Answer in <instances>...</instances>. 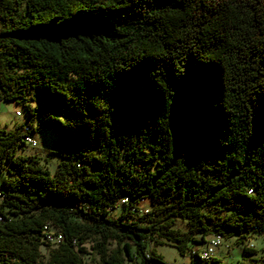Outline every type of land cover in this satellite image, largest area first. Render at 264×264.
I'll return each instance as SVG.
<instances>
[{"label":"trees","instance_id":"16d2710c","mask_svg":"<svg viewBox=\"0 0 264 264\" xmlns=\"http://www.w3.org/2000/svg\"><path fill=\"white\" fill-rule=\"evenodd\" d=\"M0 100L26 112L0 126V264H169L164 244L224 264L198 255L216 235L254 253L264 0H0ZM24 127L57 135L53 174L16 153Z\"/></svg>","mask_w":264,"mask_h":264},{"label":"rangeland","instance_id":"374dc122","mask_svg":"<svg viewBox=\"0 0 264 264\" xmlns=\"http://www.w3.org/2000/svg\"><path fill=\"white\" fill-rule=\"evenodd\" d=\"M29 105H36L35 101H29ZM19 111L20 116L15 117V112ZM26 120V112L24 105L21 101H1L0 100V126L7 130L14 128L15 124H20ZM32 126L36 128V122L32 123ZM32 139L36 143L35 146L29 144H23L17 148L16 153L22 156H37L40 159L50 174H53L56 170L57 163L59 161L54 143L57 140V135L50 129H36L31 134ZM14 169L9 164H6L4 169L0 172V188L4 177L9 176V173H13ZM150 206L149 200L144 199L140 204L141 209H146ZM181 228L185 229V225ZM246 239L244 245L253 248L254 253L252 255L242 254L243 244H237V236L223 238L220 245L216 248L214 256L221 259L224 264H251L252 259H257L262 262L264 258V234L261 232H249L245 233ZM52 246L49 248H55ZM157 254L161 255L163 260L169 264H189L191 257L189 255H180L175 247L169 244L158 245L154 247ZM45 247H42V252H45Z\"/></svg>","mask_w":264,"mask_h":264},{"label":"built area","instance_id":"2783aa9c","mask_svg":"<svg viewBox=\"0 0 264 264\" xmlns=\"http://www.w3.org/2000/svg\"><path fill=\"white\" fill-rule=\"evenodd\" d=\"M20 116V112L16 111L15 112V117ZM29 131L28 127L23 128V132L26 134L24 138V142L26 144H29L31 146H35L36 143L32 139L31 135L27 133ZM1 198V194H0ZM4 216L0 214V223L4 221ZM42 234H43V241L50 245V246H56L61 240H62V235L57 232L51 225L45 224L42 229ZM222 240V237L220 235L212 236L209 237L206 240V243L200 248L198 251V255L202 260H209L214 256L216 248L220 245ZM194 251L192 252V254Z\"/></svg>","mask_w":264,"mask_h":264}]
</instances>
